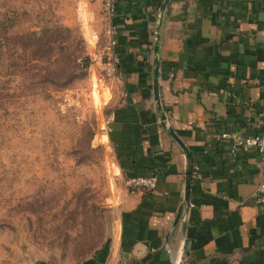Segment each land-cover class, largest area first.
Listing matches in <instances>:
<instances>
[{
    "label": "crops",
    "instance_id": "crops-1",
    "mask_svg": "<svg viewBox=\"0 0 264 264\" xmlns=\"http://www.w3.org/2000/svg\"><path fill=\"white\" fill-rule=\"evenodd\" d=\"M112 22L113 167L156 185L120 195L81 264H264L261 154L218 136L264 130V0H116Z\"/></svg>",
    "mask_w": 264,
    "mask_h": 264
},
{
    "label": "rangeland",
    "instance_id": "rangeland-1",
    "mask_svg": "<svg viewBox=\"0 0 264 264\" xmlns=\"http://www.w3.org/2000/svg\"><path fill=\"white\" fill-rule=\"evenodd\" d=\"M54 27L56 55L87 67L33 58L24 35ZM109 46L101 0H0V264H81L104 240L126 191L106 133Z\"/></svg>",
    "mask_w": 264,
    "mask_h": 264
},
{
    "label": "built area",
    "instance_id": "built-area-1",
    "mask_svg": "<svg viewBox=\"0 0 264 264\" xmlns=\"http://www.w3.org/2000/svg\"><path fill=\"white\" fill-rule=\"evenodd\" d=\"M102 7L105 13V19L107 23V33L110 35L113 28L112 17L116 10V0H101ZM111 40V39H110ZM111 55L110 61L105 66L106 73L110 76L117 77L116 72V58ZM81 62V60H79ZM261 119L264 122V104L259 113ZM166 115L164 114V117ZM110 114L108 115L106 122L108 123ZM107 129V124H106ZM107 133V132H106ZM218 136L224 139L232 140L231 149L237 148L243 150H258L261 154V159L258 162L259 167L262 170V179L258 185L257 192L255 194V202L261 205L264 209V130L255 134H239L230 130L221 131ZM126 191L129 193H136L142 190H147L155 187L156 178L154 175L138 174L126 177L124 180Z\"/></svg>",
    "mask_w": 264,
    "mask_h": 264
},
{
    "label": "trees",
    "instance_id": "trees-1",
    "mask_svg": "<svg viewBox=\"0 0 264 264\" xmlns=\"http://www.w3.org/2000/svg\"><path fill=\"white\" fill-rule=\"evenodd\" d=\"M56 27L46 28L40 32L30 31L24 36L32 41L31 52L33 58L42 59L47 61L49 64H56L71 67V69H76L78 67L85 68L89 64V57L87 55H79V53L64 54L60 52V55H56ZM81 60V62L79 61ZM67 62V63H66ZM49 71L52 72V75L49 74ZM47 75L45 76L46 81L51 83H56V68L55 71L48 70Z\"/></svg>",
    "mask_w": 264,
    "mask_h": 264
},
{
    "label": "water",
    "instance_id": "water-1",
    "mask_svg": "<svg viewBox=\"0 0 264 264\" xmlns=\"http://www.w3.org/2000/svg\"><path fill=\"white\" fill-rule=\"evenodd\" d=\"M153 92H154L155 97L157 98V87H156V86H154V88H153ZM168 131H169V133H170V134H171L176 140H178V142H180L179 138H178V137L176 136V134L173 132V130H172L171 127L168 128ZM180 143H181V142H180ZM181 144H182V143H181ZM182 146H183V144H182ZM188 188H189V180L187 179V180H186V189H185V192H184V197H185V198H187Z\"/></svg>",
    "mask_w": 264,
    "mask_h": 264
}]
</instances>
